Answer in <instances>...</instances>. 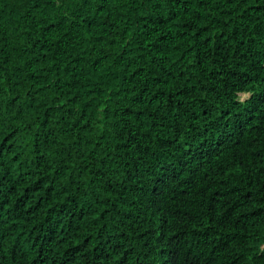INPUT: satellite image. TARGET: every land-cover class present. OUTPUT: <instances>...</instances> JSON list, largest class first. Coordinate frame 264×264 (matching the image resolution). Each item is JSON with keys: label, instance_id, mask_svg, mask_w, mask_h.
I'll return each instance as SVG.
<instances>
[{"label": "trees", "instance_id": "16d2710c", "mask_svg": "<svg viewBox=\"0 0 264 264\" xmlns=\"http://www.w3.org/2000/svg\"><path fill=\"white\" fill-rule=\"evenodd\" d=\"M0 264H264V0H0Z\"/></svg>", "mask_w": 264, "mask_h": 264}, {"label": "rangeland", "instance_id": "374dc122", "mask_svg": "<svg viewBox=\"0 0 264 264\" xmlns=\"http://www.w3.org/2000/svg\"><path fill=\"white\" fill-rule=\"evenodd\" d=\"M240 97H241V98H243V97H244V95H240Z\"/></svg>", "mask_w": 264, "mask_h": 264}]
</instances>
